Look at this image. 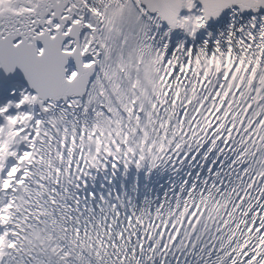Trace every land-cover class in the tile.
I'll return each instance as SVG.
<instances>
[{"label": "snow or ice", "instance_id": "6c2138e0", "mask_svg": "<svg viewBox=\"0 0 264 264\" xmlns=\"http://www.w3.org/2000/svg\"><path fill=\"white\" fill-rule=\"evenodd\" d=\"M0 264H264V0H0Z\"/></svg>", "mask_w": 264, "mask_h": 264}]
</instances>
